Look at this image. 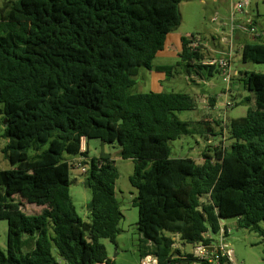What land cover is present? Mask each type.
I'll return each mask as SVG.
<instances>
[{
  "label": "trees",
  "instance_id": "obj_1",
  "mask_svg": "<svg viewBox=\"0 0 264 264\" xmlns=\"http://www.w3.org/2000/svg\"><path fill=\"white\" fill-rule=\"evenodd\" d=\"M183 1L10 0L0 11V138L10 165L0 170V220L8 222L0 264H61L53 247L66 264H115L100 241L116 243L120 233L119 173L114 161L81 153L82 139L117 144L120 157L134 161L142 257L204 264L176 248V238L213 245L209 234L229 218L264 235V74H240L256 108L228 126L232 144L206 150L201 163L170 157V142L210 129L176 116L195 110V99L133 92L142 68L172 75L174 67L154 60L181 26ZM196 39L182 38L179 65L208 81L220 70L205 64L201 43L190 47ZM242 62L264 64V42L246 44ZM66 156L84 159L89 223L72 201ZM21 201L43 210L28 215Z\"/></svg>",
  "mask_w": 264,
  "mask_h": 264
},
{
  "label": "rangeland",
  "instance_id": "obj_2",
  "mask_svg": "<svg viewBox=\"0 0 264 264\" xmlns=\"http://www.w3.org/2000/svg\"><path fill=\"white\" fill-rule=\"evenodd\" d=\"M9 1L0 0V11H3ZM239 1L247 0H184L180 6L181 26L177 31L187 38L192 35L196 36L200 40L201 46H204L202 48L203 54L211 55L216 60L226 58L219 51L228 48L231 43V29L243 20L241 11L233 7ZM253 1L248 0V3ZM260 6H262V9L264 8L263 3H260ZM224 26L227 28V32H224ZM180 61V57H171V55L168 58L154 60V65L174 67L170 77L166 73H156L157 76L162 78L161 80H166L162 82L158 93L175 92L193 97L197 104L196 109L176 112V116L181 121L207 122L210 129L204 135H187L170 142V157L171 159L192 158L201 163L203 160L202 154L206 150L213 152L215 148L229 147L232 144V140L229 139L228 126L233 120L245 117L249 110L256 108L255 98L252 92L243 89L241 81L236 82L241 86V92H234L232 98H226L224 93L227 92L230 86L228 87V84L224 82L220 73H216L212 78L200 85H195L187 75L186 70L179 65ZM243 64L240 55H238L233 59L232 69H245L248 72L264 74V64ZM150 77L151 71L142 68L136 77L137 84L133 92H150ZM210 97H214L217 100L214 110L213 104L209 100ZM228 101L231 103L229 106L227 105ZM2 131L3 126L0 121V134H2ZM2 148L3 139L0 138V170L10 169L9 163L2 154ZM104 152L111 153L114 159V166L119 173L116 183V197L120 203L123 219L119 225L120 233L116 243H112L108 238H103L100 242L105 246L109 259L115 264H142L143 257L140 251V239L142 237L137 227L140 210L134 205L137 190L130 182V178L134 173L135 163L132 160L120 158L117 160L120 152L117 144H104L96 139L89 141V157L100 158ZM66 158L70 161L73 159L70 156H66ZM85 179V175L81 174L79 170L72 168L71 198L80 218L84 222L89 223L91 221V191ZM21 204L22 211L28 215L40 214L43 210V207L31 201H21ZM260 226L264 230V222ZM221 229H223L225 235H221L220 232L218 234L211 233L209 236L212 238L216 250L220 249L224 241L226 251L231 252L232 261L228 262L225 260L224 264H264V235L255 230L241 228L236 218L224 220L221 223ZM50 235H53L52 228H50ZM7 237L8 222L0 220V250L4 253L7 251ZM176 245L184 253L194 254L195 252L193 245L182 242L178 237L176 238ZM144 248L153 250L146 244H144ZM52 253L61 264H66L59 258L55 247H53ZM194 264L202 263L195 262Z\"/></svg>",
  "mask_w": 264,
  "mask_h": 264
},
{
  "label": "crops",
  "instance_id": "obj_3",
  "mask_svg": "<svg viewBox=\"0 0 264 264\" xmlns=\"http://www.w3.org/2000/svg\"><path fill=\"white\" fill-rule=\"evenodd\" d=\"M263 2H264V0H254L253 2L248 3V5H247L248 8L244 7L241 10V13L243 14V20L240 23H238V25L236 27H233L231 29V43H230V45L228 46V48L226 50L219 51L220 54L224 55L229 60L232 75H233L231 83L228 84V87L230 86V88H228L227 92L224 93L226 98H230V97L232 98L234 92H238V93L241 92L242 88L236 82L241 81L242 75H240V74L242 72H246L245 69L233 70L232 69L233 59L236 56L240 55L241 62H242V50L246 44L264 42V8L262 9V6H260V3H263ZM263 5H264V3H263ZM233 7H235V4L233 5ZM250 26L255 27L261 33V37H256L252 33H250L249 31H247V27H250ZM223 29H224V32H227V30H226L227 28L225 26L223 27ZM183 37H185V36L179 31H175V32H172L171 34H169L167 39H166L164 49L157 54L155 59L168 58L170 55H171V57H176V56L180 57V54H181L182 49H183V43H182ZM201 47L204 48V46H201ZM204 55L206 58L205 63H207L208 61H211V60H216L211 55H208V56L206 54H204ZM154 66H165V65H154ZM243 67H245V66H243ZM150 71H151V77H150V85H149L150 89L149 90H150V92L154 91V92L158 93L159 88H161V86H162V82H164L166 80H161L162 78L157 76V74H156V73H162V72H157L155 70H150ZM194 78H196V79H194ZM191 79H192L191 80L192 83H194L195 85H200L201 83L206 82V81L200 80L198 77H195V76L192 77ZM143 81L145 82V80H143ZM136 84H137V82H136ZM242 85H243V83H242ZM243 89L246 90L244 85H243ZM221 101H222V99H221ZM228 103H230V102L228 101ZM216 105H217V103H215V107H216ZM215 107H213V110L215 109ZM213 110L211 109V111H213ZM85 144H86L85 148L89 154V142L85 141ZM75 158H73V159H75ZM100 158H107V159L114 161L111 153L108 154V153L104 152V154L101 155ZM119 158L122 159L120 157V152H119V155L117 156V160ZM89 159H91V157H89ZM222 230L223 229H221V231ZM209 238H211V237L209 236ZM146 246H148V245H146ZM175 247L180 249L177 245H175Z\"/></svg>",
  "mask_w": 264,
  "mask_h": 264
},
{
  "label": "built area",
  "instance_id": "obj_4",
  "mask_svg": "<svg viewBox=\"0 0 264 264\" xmlns=\"http://www.w3.org/2000/svg\"><path fill=\"white\" fill-rule=\"evenodd\" d=\"M246 5H248V1H239L235 5V9L241 11ZM247 31H249L256 37H261V33L253 26L247 27ZM199 45H200V40L196 39L190 45V47L193 50H195L199 47ZM205 64L217 65L224 82H226L227 84L231 83L233 75L229 60L227 58H221L219 60H211ZM227 105L229 106L231 105V103H228ZM85 146H86L85 139H82L81 148H80L81 153L85 152L86 150ZM83 161H84L83 157L78 156L75 159L71 160V164L74 169L79 170L81 174L85 175L87 173V168L83 166ZM221 235H225L223 230L221 231ZM193 255L199 260L203 261L204 264H224L225 260H227L228 262L232 261L231 252L226 251V245L224 241L219 250H216L215 246L213 245H203V244L197 245L195 247V252ZM142 264H157V260L154 256H145L142 259Z\"/></svg>",
  "mask_w": 264,
  "mask_h": 264
},
{
  "label": "water",
  "instance_id": "obj_5",
  "mask_svg": "<svg viewBox=\"0 0 264 264\" xmlns=\"http://www.w3.org/2000/svg\"><path fill=\"white\" fill-rule=\"evenodd\" d=\"M2 114V112H0V115ZM223 222V221H222Z\"/></svg>",
  "mask_w": 264,
  "mask_h": 264
}]
</instances>
